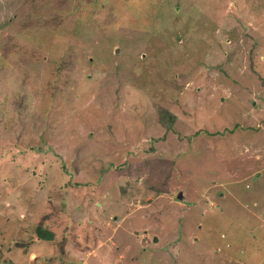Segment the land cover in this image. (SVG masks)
<instances>
[{"label": "rangeland", "instance_id": "374dc122", "mask_svg": "<svg viewBox=\"0 0 264 264\" xmlns=\"http://www.w3.org/2000/svg\"><path fill=\"white\" fill-rule=\"evenodd\" d=\"M0 264H264V0H0Z\"/></svg>", "mask_w": 264, "mask_h": 264}, {"label": "trees", "instance_id": "16d2710c", "mask_svg": "<svg viewBox=\"0 0 264 264\" xmlns=\"http://www.w3.org/2000/svg\"><path fill=\"white\" fill-rule=\"evenodd\" d=\"M160 120L162 125L170 130L176 121V115L169 111L167 108L160 109ZM39 236L45 239H49L50 233L45 232L41 227L39 228ZM51 238V237H50Z\"/></svg>", "mask_w": 264, "mask_h": 264}, {"label": "water", "instance_id": "95a60500", "mask_svg": "<svg viewBox=\"0 0 264 264\" xmlns=\"http://www.w3.org/2000/svg\"><path fill=\"white\" fill-rule=\"evenodd\" d=\"M179 196H180V198H182V197H183L182 193H180V195H179Z\"/></svg>", "mask_w": 264, "mask_h": 264}]
</instances>
